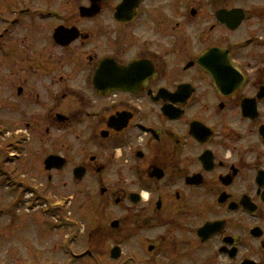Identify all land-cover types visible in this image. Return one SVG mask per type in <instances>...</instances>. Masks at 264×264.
I'll list each match as a JSON object with an SVG mask.
<instances>
[{"label":"flooded vegetation","instance_id":"af4514ba","mask_svg":"<svg viewBox=\"0 0 264 264\" xmlns=\"http://www.w3.org/2000/svg\"><path fill=\"white\" fill-rule=\"evenodd\" d=\"M38 83L48 99L35 116ZM0 102L8 145L39 128L84 140L67 173L60 148L41 175L92 177L80 220L98 193L156 229L144 243L155 264H264V0H0ZM6 148V164L21 157ZM50 155L63 167L47 168ZM6 166L3 185L33 187ZM122 223L90 224L88 238Z\"/></svg>","mask_w":264,"mask_h":264},{"label":"rangeland","instance_id":"374dc122","mask_svg":"<svg viewBox=\"0 0 264 264\" xmlns=\"http://www.w3.org/2000/svg\"><path fill=\"white\" fill-rule=\"evenodd\" d=\"M47 86H49L47 83L34 85L32 108H29V114L30 110H34L35 116L43 115L41 112L45 110L44 100L48 99L45 92ZM38 90L40 98L36 97ZM8 113L6 106L0 102V121L3 122V118ZM25 115L26 113L18 112V120L25 119ZM34 119L36 120L37 117ZM41 125H49L44 117H41ZM28 132L27 134L23 132L27 135L26 141L23 135H16L17 138L11 139L14 142L13 145L7 143L11 134L0 133V162L7 165V169L12 170L11 173L22 180L19 182L33 185L28 192H23L25 186L18 187L14 180L7 185H3L5 183L0 180V208L3 207L0 212L4 211L0 213V264H22L27 260V264H155V261L149 257L144 243L146 240L154 239L156 229L137 230L138 208L126 210L114 203L106 205L103 203L104 199L95 193L93 194L95 198L91 199L93 205H88L90 206L88 210L80 213V220L78 210L87 201L84 196L91 194L92 189L87 188L94 185L92 177L88 176L89 178L87 177L82 183V187L75 186L72 178H69L67 182L54 180L48 184L43 180L45 177L41 176L43 174L42 159L48 153L62 149L70 155V165L64 171L67 173L79 162L75 150L84 140L77 139L76 134L68 131H57L47 135L44 128H39L34 132ZM9 146L11 148L15 146L16 151L13 152L20 154L21 157L6 164L5 152L6 147ZM64 183L67 186H64ZM32 192L34 194L29 198ZM21 195L24 196L21 198ZM68 195L71 198L67 199ZM60 201L64 204L63 206H58ZM5 204L9 207L4 206ZM56 205L61 208L58 215L52 213ZM10 207L13 211H9ZM47 207L48 210H44ZM117 218L123 221L124 231L120 235L111 239H101L96 236L88 238L90 224L92 227L107 225ZM55 223H59V226H55ZM80 223H82L81 229ZM118 243L121 245L123 256L114 259L110 255V249ZM85 249L96 253L91 257L73 256V253L79 254ZM136 254L141 257L139 258L141 261L137 259ZM161 263L170 264L171 262Z\"/></svg>","mask_w":264,"mask_h":264},{"label":"water","instance_id":"95a60500","mask_svg":"<svg viewBox=\"0 0 264 264\" xmlns=\"http://www.w3.org/2000/svg\"><path fill=\"white\" fill-rule=\"evenodd\" d=\"M134 81H113L114 84H118V83H127L130 84ZM45 163L47 165V168H53V167H58V168H62L63 164L65 163V159L61 156L58 155H50L46 158ZM78 176H81L80 173L78 174ZM118 223V221H114L113 225H116ZM209 226L208 224L205 226L204 229H207ZM120 255V250L119 247H115L112 250V256L114 258H117Z\"/></svg>","mask_w":264,"mask_h":264},{"label":"bare ground","instance_id":"6f19581e","mask_svg":"<svg viewBox=\"0 0 264 264\" xmlns=\"http://www.w3.org/2000/svg\"><path fill=\"white\" fill-rule=\"evenodd\" d=\"M147 196L145 195V198H146Z\"/></svg>","mask_w":264,"mask_h":264}]
</instances>
